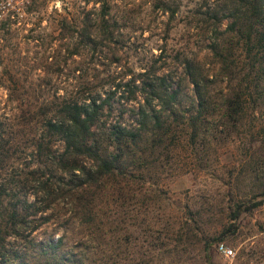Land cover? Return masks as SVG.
<instances>
[{
	"label": "rangeland",
	"instance_id": "374dc122",
	"mask_svg": "<svg viewBox=\"0 0 264 264\" xmlns=\"http://www.w3.org/2000/svg\"><path fill=\"white\" fill-rule=\"evenodd\" d=\"M234 1L33 0L19 23L0 24V264H264V199L232 217L264 187V95L252 103L245 92L236 122L221 115L247 66L228 72L210 49L214 37L232 39ZM132 77L177 97L163 126L148 124L111 173L63 153L55 135L37 138L64 102L103 97ZM190 78L207 100L196 129L186 123L195 111ZM135 92L111 94L95 123L112 153L105 132L136 124Z\"/></svg>",
	"mask_w": 264,
	"mask_h": 264
},
{
	"label": "trees",
	"instance_id": "16d2710c",
	"mask_svg": "<svg viewBox=\"0 0 264 264\" xmlns=\"http://www.w3.org/2000/svg\"><path fill=\"white\" fill-rule=\"evenodd\" d=\"M232 8L233 10L227 14L230 17V21L226 24L227 29L233 35L232 39L226 36L222 38L214 37L212 38L210 49L220 56V61L225 65V69L228 72H233L236 69L238 71L241 70L240 67L244 63L247 66V70L240 77L236 78L234 84L225 96L222 97L221 115L236 122L242 115L243 108L246 107L242 103L245 92L250 96L252 103L264 95H260L262 87L257 86L262 77L261 74L264 72V0H235ZM233 39H237L239 47L241 50L243 49L244 54L248 53L244 55L248 57L247 63L239 60V54H233ZM225 50L228 51L229 61L227 60V55H225ZM163 77V75L154 76L155 79L161 80ZM190 82L194 93L195 111L187 115L186 123L191 128L196 129L200 124L198 121L202 119V116L199 115L200 110L206 107L205 103L207 100L197 79L190 78ZM160 83L140 80V85H138L132 77L118 82L103 97L97 94L88 96L87 98L68 100L63 103L59 112L45 118L41 123L37 138H42L44 134L48 137L55 135L60 139L63 153H66V155H87L93 159L95 171L98 174L111 173L117 165L116 162L118 163V160L121 158V152L124 151L122 149L128 147L129 143L135 144L139 136H141V132L149 131L150 128H147V126L151 125L153 128H161L171 108L175 105L177 89L167 91ZM129 86L133 88L129 89ZM136 90L141 92L140 99L137 100L135 107L132 106L133 114L130 118L136 124L125 125L121 122H116L109 126V131L105 132L107 135L103 134L112 142L111 145L118 150L112 153L108 150L110 143H105V139L101 138V134L95 135V123L99 119V115L104 107H106L105 105L111 94L118 92V95L127 97L124 92H130L131 94L128 97L130 95L136 97ZM162 92L163 94H161ZM126 99L124 98V101H127ZM156 104L158 107L155 106ZM4 141V133L1 131L0 157L5 151V148H3ZM39 148H41V142L36 141L33 145V150L37 151ZM75 165L73 164V166ZM36 180L37 183H40L38 187L44 183V180H40L39 178H36ZM12 187L14 188L15 186L13 185ZM12 187L9 189H12ZM1 188L4 191L6 189L0 183V207L1 196L4 195V192H1ZM45 193H51V188L47 187ZM257 195L259 198H251L245 202L237 203L232 217H236L242 210L250 209L261 203L264 199V187ZM18 213L19 211L15 207L10 209V216H8L10 224L16 222L15 219Z\"/></svg>",
	"mask_w": 264,
	"mask_h": 264
},
{
	"label": "built area",
	"instance_id": "2783aa9c",
	"mask_svg": "<svg viewBox=\"0 0 264 264\" xmlns=\"http://www.w3.org/2000/svg\"><path fill=\"white\" fill-rule=\"evenodd\" d=\"M33 0H0V24L11 25L20 22V17ZM217 249L224 255H229L232 250L219 242Z\"/></svg>",
	"mask_w": 264,
	"mask_h": 264
}]
</instances>
